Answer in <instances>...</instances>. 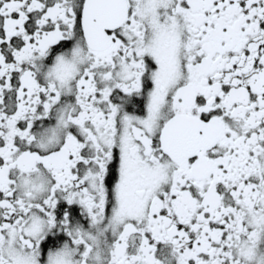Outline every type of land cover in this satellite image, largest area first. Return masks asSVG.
I'll use <instances>...</instances> for the list:
<instances>
[{"label": "snow or ice", "instance_id": "6c2138e0", "mask_svg": "<svg viewBox=\"0 0 264 264\" xmlns=\"http://www.w3.org/2000/svg\"><path fill=\"white\" fill-rule=\"evenodd\" d=\"M0 264H264V0H0Z\"/></svg>", "mask_w": 264, "mask_h": 264}]
</instances>
